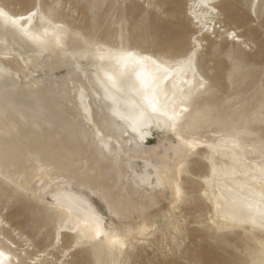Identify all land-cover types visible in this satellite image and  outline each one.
I'll return each mask as SVG.
<instances>
[{
	"label": "snow or ice",
	"instance_id": "6c2138e0",
	"mask_svg": "<svg viewBox=\"0 0 264 264\" xmlns=\"http://www.w3.org/2000/svg\"><path fill=\"white\" fill-rule=\"evenodd\" d=\"M18 2L0 0V127L19 135L38 122L45 110L40 93L51 82L30 73L44 62L63 63L68 74L56 91L71 146L56 150L37 144L0 152V264H93L81 257L101 251L111 255V264H128L129 250L146 247L163 227L152 216L162 199L170 205L165 255L182 254L187 222L180 221V210L194 202L210 207L204 225L210 236L249 228L264 234V77L251 108L233 109L232 101L200 107L220 95V83L201 63L209 43L217 45L213 54L230 67L229 79L252 44L248 30L224 14L221 3L147 0L134 31L125 29L119 0H88L82 6L24 0L22 12ZM240 3L247 19L264 31V0ZM73 7H84L92 18L107 13L113 27H81L71 16ZM154 16L172 24V31H154ZM138 32L152 38L141 41ZM259 43L264 53V36ZM257 117L262 129L254 143L247 129ZM153 134L163 148H147L146 138ZM194 157L203 162L195 175ZM141 160L143 168L137 166ZM237 168L245 183L217 195L224 192L222 177ZM19 206L29 214L26 229L9 220V210ZM23 231L47 235L43 251ZM13 239L22 240L23 249ZM251 264H264V241Z\"/></svg>",
	"mask_w": 264,
	"mask_h": 264
},
{
	"label": "rangeland",
	"instance_id": "374dc122",
	"mask_svg": "<svg viewBox=\"0 0 264 264\" xmlns=\"http://www.w3.org/2000/svg\"><path fill=\"white\" fill-rule=\"evenodd\" d=\"M65 5L68 3L85 5L88 0H64ZM103 3H116L117 0H101ZM232 5L223 8L224 14H227L234 23L240 24L241 27L246 28L247 35L252 37V44L244 56V63L239 71H237L231 79L228 78V73L231 71L230 67L226 66L219 56L213 54V48L217 47L209 43L208 49L201 57V63L205 66L206 71L214 80L220 83V95L210 97L201 103L200 107H218L224 106L225 101H232L231 108L235 109L237 106H248L251 108L254 100L258 98V85L260 80L264 77V53L261 51L259 41L264 36V31L256 23L247 19L246 11L241 7L240 0H231ZM121 4V16L125 21V29L131 28L134 31L140 23L143 11L142 4H146L147 0H119ZM71 16L75 17L74 22L81 27L90 26L98 31H105L113 27V20L109 18L107 13H100L97 17L92 18L88 15L84 7L79 9L73 7ZM148 22V21H146ZM119 20L115 21L117 32L119 30ZM151 27L154 31H158L161 35L167 34L172 31L173 25L168 23L164 18L157 19L155 16L150 20ZM250 26V27H249ZM141 41L147 42L152 37L147 33H137ZM66 66H61L55 69H50L45 75L42 72L30 75H35L39 79L50 78L56 84L62 81L64 76L67 75ZM258 107V102L257 105ZM262 124L257 117L254 121L249 123L248 132L252 133L249 139L254 143H259ZM149 150L163 148L161 138L155 134L148 137L145 142ZM192 161L193 174H197L202 165V161L193 158ZM138 167L143 168L144 164L141 160ZM115 180H119L118 174L114 175ZM250 179V178H248ZM246 178L242 174V169L237 168L235 174L229 169L228 174L222 177V185L224 192L222 195L227 194L229 189L239 190V186L245 183ZM219 195V193H217ZM214 207V206H213ZM170 210V205L167 200H160L158 209L152 212L154 218L158 217L159 223L163 225L159 233L152 238L151 243L146 247L139 246L135 249H130L126 254V261L128 264H157L164 261L172 262L183 260L185 262L190 260L200 261L201 264H225L227 261L233 260H247L251 264L254 258H257L259 252L260 242L264 241V234L259 230L253 232L251 228L235 229L225 231L223 234L217 236H210V227H205L207 219H209L210 207L208 203L200 204L194 202L192 205L182 208L180 210V221L187 222L185 229L184 243L185 247L182 250H177L176 254H164V249L169 247V240L171 237L167 233L166 214ZM214 215V211L212 212ZM9 220L14 222L18 229H26L29 227L30 218L27 211L22 207H13L9 210ZM170 222V219L168 220ZM23 236H26L29 241H33V247L39 248L43 251V246L47 245L48 236L40 232L30 234L29 231H23ZM13 244L23 249V241L19 243L16 239L12 240ZM32 251V248L28 249ZM82 259H90L93 264L99 259V253H89L87 256H82ZM103 264L105 261H101Z\"/></svg>",
	"mask_w": 264,
	"mask_h": 264
},
{
	"label": "bare ground",
	"instance_id": "6f19581e",
	"mask_svg": "<svg viewBox=\"0 0 264 264\" xmlns=\"http://www.w3.org/2000/svg\"><path fill=\"white\" fill-rule=\"evenodd\" d=\"M215 2L221 3L222 8L232 5L231 0H215ZM24 6V0H19L18 8L21 12L23 11ZM61 66L65 65L63 63L44 62L38 66H34L31 73L36 74L42 72L46 75L50 69H55ZM46 80L50 81L51 85L46 86L40 93L41 103L44 105L45 109L44 114L39 118L38 122L26 125L24 130L19 135L14 134V128L13 131L10 132L6 127H0V152H3L5 147L10 148L11 150H27L30 146L34 147L37 144L47 145L50 148H55L56 150L70 148L71 137L66 130L65 120L60 111L61 96L56 91L52 79L46 78ZM20 99L25 104L31 105L32 103L26 95H22ZM147 139L148 137L146 140ZM71 193L80 195V193L75 189H72ZM219 195L222 194L219 193ZM5 251H8L7 248H5ZM15 258V254L13 253L12 259ZM99 259L100 261H105L104 264H111L112 262L111 255L103 251L99 252ZM117 259H119V257H117ZM124 259H126V255L124 256Z\"/></svg>",
	"mask_w": 264,
	"mask_h": 264
}]
</instances>
